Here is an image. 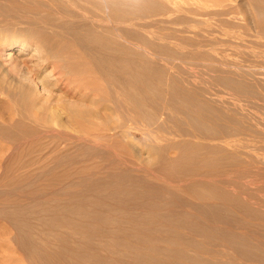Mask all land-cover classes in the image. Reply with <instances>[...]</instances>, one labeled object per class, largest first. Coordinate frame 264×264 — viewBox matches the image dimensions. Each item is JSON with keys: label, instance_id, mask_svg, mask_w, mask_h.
Returning a JSON list of instances; mask_svg holds the SVG:
<instances>
[{"label": "rangeland", "instance_id": "1", "mask_svg": "<svg viewBox=\"0 0 264 264\" xmlns=\"http://www.w3.org/2000/svg\"><path fill=\"white\" fill-rule=\"evenodd\" d=\"M5 1V12L0 8V131L11 126V114L27 109L10 102L13 95L20 101L30 93L22 81L33 84L34 78L29 86L37 94L30 96L39 102L57 95V78L48 75L53 65L43 70L45 58L34 56L37 49L56 48L55 42L92 44L89 56L101 58L102 68L115 67L114 79L127 77L134 111L129 138L122 133L124 143L121 129L114 131L119 135L105 164L91 160L100 150L92 145L64 149L77 162L69 158L64 167L53 166L68 167V178L49 182L50 192L70 193V206L60 208L61 214L55 201L46 205L43 198L26 199L24 208V197L14 208L2 207L5 217L19 222L9 224L0 216V264H61L57 260L69 255L70 240L57 234L58 227L68 224L65 211L80 199L69 217L83 216L91 230L107 231L118 264H264V0H199L192 9L180 4L185 8L180 11L167 0H11L26 8L20 13L18 3ZM48 1L47 7L41 5ZM32 5L40 8L34 9L37 14L46 13L42 24L48 28L32 21L37 16ZM18 40L30 48L6 59L4 45ZM44 82L49 83L42 87ZM100 239L88 238L89 246Z\"/></svg>", "mask_w": 264, "mask_h": 264}, {"label": "bare ground", "instance_id": "2", "mask_svg": "<svg viewBox=\"0 0 264 264\" xmlns=\"http://www.w3.org/2000/svg\"><path fill=\"white\" fill-rule=\"evenodd\" d=\"M8 1H11V0H7V2ZM167 1L172 6V8H174L176 11H180V10L185 9L180 4L185 3L187 5L186 6L187 9H192V7H193L192 4L195 3L196 1H199V0H167ZM1 2L5 3L6 1L0 0V3ZM8 3H7V5H9ZM10 3H13L16 5L18 2L14 3L11 1ZM13 4H11L10 6L13 7L14 6ZM37 4H38V2H37ZM49 4L50 3L48 1V2H46V4H45V2H43L41 5H44V7L45 6L47 7ZM0 5H1L0 8H2V10L1 9L0 10L2 12L6 9L7 5L2 4V3ZM17 5H18L17 6L18 8L17 7L16 8L18 9V12L19 13L22 12V11H19V10H21L22 7L20 6V8H19V3ZM80 5H81V3H80ZM3 6H5L4 7L5 9L3 8ZM41 7L44 8L43 6H41ZM48 8L50 9V7H48ZM82 8H84V7L82 6ZM17 9H16V11H17ZM22 9L24 10L26 8L24 7ZM30 9H32V11H33L34 9L37 10L40 8H38V6L35 8H34V6L33 7L30 6ZM51 9H52V7H51ZM35 10H34V13L36 15L37 12ZM42 10H46V9H42ZM43 12H41V14ZM49 12H51V10H49ZM54 12L57 13L56 11H54ZM38 14H37V16H39V17L36 16V18L34 17V19H33V15H32V18H30L28 20L33 19L32 21L36 22L38 25H41L40 28L41 27L42 28L47 27L46 24H42L43 22H45L46 16L41 15L40 11L38 12ZM50 14H52V13H49V15ZM22 16H24V15H22ZM52 27H53V25H52ZM52 34H55V33H52ZM82 35H83V33H82ZM66 36H68V35H66ZM42 37H43V35H42ZM39 38H41V37H39ZM48 38L50 40H52L50 38V36H48ZM37 40H38V38H37ZM42 42L45 43V41H42ZM37 44H39V43H37ZM46 44H47V42H46ZM62 44L60 42L59 43L55 42L56 48H54V49L50 48L51 50L48 52H47V49H45L46 51H44V52H46V53L42 52V50H40L41 48L39 50L37 49L34 51V56H41V57H44L46 60V64H44L45 66L43 67V70H46L47 66L53 65L52 69L48 72V75H49V77L55 75L57 78V81L55 80L56 84L58 85V87L56 89V91L58 93L55 92L57 95L53 96L51 94L50 95L48 94L45 96V101H40V102L37 99L39 97H35V98L31 97L30 96L31 91L33 93V87H31V86H33V84L35 83L34 78H33V79H31L33 84H31V83L28 84L27 81L26 82L22 81V83H21V86H23V90L25 89L26 91L28 90L30 92V93H28V92L23 93L26 96L27 95L30 96L29 101L27 99L28 96L26 97L24 95L26 97L25 98L22 95V97L20 98L21 100H24L23 102H25V103L30 102L29 103L30 105L28 104L29 105L28 107L25 106L27 104H24L23 102H21V100L19 101L18 97H14L15 95H13L12 100L10 99V102L12 101L11 104H15L16 106L18 105V107L22 106V108L25 107V108H27V109H24L25 112L26 113L29 112V113L28 114H25V112L21 113V112H23L22 110L18 111L17 109H15L18 111V114L20 115V117H18L19 115L16 113L11 114V117H10V120L12 121V123H10L11 126L9 127V125H7L8 127L5 126L6 129H4L3 131H0V139L2 140L1 142H3V144H4V145L0 146V197H1L0 198L1 199L0 200V216H1V214H2V216H4V214L2 213L3 212L2 211L3 206L4 207L6 206L5 208H7V205H9V206H12L14 208L17 205H19V204H17V202H18V199L21 200V197H24L25 201H26V199L30 200L31 203H32V201H35L36 198H37V200L43 198L45 200L44 202L46 205H47V203L49 205V203L51 201H55L54 204L56 205V209L58 208L57 209L58 211L60 210V208L64 209L65 204L70 206V204H68L69 203L68 199L70 197V193H67V192H50L51 185L49 184L50 180L53 178H57L58 176H63V175H65L68 178V176H69V175H67L68 171L66 169L68 167L63 168L61 170L54 169V167H53L54 165H56V166L63 165V167H64L66 159L69 160L70 155H65L63 153L64 149L66 150V148H68L70 146L71 147H73V146L78 147L79 146V148H80V147H82L81 145H83V144H86L87 146L92 145V147L94 146L95 149L97 148L100 150L99 151L95 150V149H94L95 151L91 150V152H95V153H96V151H98V152L94 156L92 155L93 156V157L91 156L92 158L90 156L89 157L91 158L92 161L93 160L98 161V159L103 160L107 157L108 158L111 157L110 155L112 154L111 153L112 151L109 153V150H110V148H111V150H113L112 147H115V144H116L115 138H116V136L119 135V134L116 135L117 133H115L114 131H116V130L119 131L121 129L122 132L120 133V135L123 133L126 138H129L128 136L130 135V131H129L128 125L131 124V121L133 119L132 118L133 114L131 111V110H133V107H132V109H130V103H131V106L134 103L130 102L131 100H129L130 98L128 97V96H130V94L128 95L127 86H126V84H128V83H125V81H124L127 77L122 76L123 79L125 78L124 80H122L124 83L120 82L121 79H118L119 81L114 79V78H116V77H114L115 72H116L115 67L112 68L113 66L108 63L109 61H107V63L110 65L111 68L108 65H107L108 68H104V67L102 68V66L100 65L101 62H99L101 58L99 60H98V58H97V60H94L93 57H95V56H92L93 52H91L90 56H89V52L94 48V46L92 44H90V45H92L93 47L90 45H84V44H81V45L77 44L79 47H76L77 45L75 42L74 43L72 42V44H69V45H62ZM49 45H51V44H49ZM45 46H47V45H45ZM73 46H75L76 49H74ZM28 48H30V45L28 44V42L26 43V41L18 40V41H14V43H9V44L4 45V48H3L4 50L2 51L1 54L6 56L5 57L6 59L12 58L13 53H15L17 51L22 53L23 51L27 50ZM96 50H97V48H96ZM92 51H95V48ZM87 52H88V54H87ZM109 57L111 58L113 56L109 55L108 58ZM116 62H117V60H116ZM22 63H24V62H22ZM1 65H0V67H1ZM124 70H126V69H124ZM34 73H36L39 76L41 75V73H39V70H37V72L35 71ZM42 77H43V75H42ZM42 77L40 79H42L41 81L43 82V79L45 80V75H44V78H42ZM119 77H121V76H119ZM0 78H2V77H0ZM52 81H54V80H52ZM52 81L51 82L49 81V82L52 83ZM2 82L0 80V84H3ZM37 82H39L38 79H37ZM45 82L42 83V85L45 84ZM49 82H47L46 84L48 85ZM30 84H31V86H29ZM49 85H51V84H49ZM3 86L4 85H2V87ZM42 87H45V86L43 85ZM142 88H143V86H142ZM4 89H6V87ZM8 90H10V87L8 88ZM8 90H7V92H8ZM44 90H45V88H44ZM50 90H51V88H50ZM143 92H145V91H143ZM11 93L9 92V94H11ZM33 94H35V93H33ZM36 94H35V96H36ZM20 96H21V94H20ZM22 98H24V99H22ZM42 98L44 99V97H42ZM142 98H143V96H142ZM25 99H27V101H25ZM35 99H36V101H35ZM16 106H15V108H16ZM12 107H14V106L12 105ZM26 110H29V111H26ZM133 113H136V110ZM16 115H18L17 118H16ZM137 115H138V113H137ZM4 118L6 119V117H4ZM119 120L121 121V123L118 122ZM9 122L10 121L8 120V123ZM0 129H2V128H0ZM124 136L121 135V137H123L122 138L123 142H124ZM121 137L119 136L118 137L119 139L117 138V140L119 141L121 139ZM126 143H127V140H126ZM119 144H121V143H119ZM118 145L116 146V148L119 147ZM125 145H123V146L125 147ZM89 146H88V148H89ZM92 147H90V148L93 149ZM120 149H122L121 146H120ZM132 149L133 150L136 149V146ZM74 150H76V149H74ZM85 150H86V147H85ZM122 150L124 152V149H122ZM73 152H71V153H73ZM88 152H90V150ZM88 152H86V153H88ZM127 152H125V153H127ZM137 152H138V148H137ZM68 153H69V151H68ZM121 154L122 153H120V155ZM87 155H89V153ZM115 155H117V153H115ZM121 156H120V158H121ZM113 157L114 156L112 155V160L114 159ZM127 157H128V154H127ZM86 158H87V156H86ZM70 159H73V158H70ZM74 159L77 162V158H74ZM115 159L118 160L119 158L118 159L115 158ZM126 159H128V158H126ZM126 159H124V160H126ZM107 160H109V159H107ZM69 161L71 162V160H69ZM101 161L99 160L98 162L100 163ZM78 162H79V160H78ZM104 162L106 163L107 161L103 160L102 163H104ZM118 162H120V161H118ZM125 162H127V161H125ZM108 163L111 164L110 161ZM79 164H81V162ZM95 168H98V166L97 167L95 166ZM99 168H100V166H99ZM70 169H68V170L70 171ZM72 170H73V168H72ZM86 170H88V169H86ZM92 170L93 169H91V172L94 171V170L93 171ZM100 170H101V168H100ZM70 172L72 173V171H70ZM73 172L75 173V171H73ZM74 173H72V174L75 175ZM94 173H95V175L97 174V172H94ZM77 174L78 173L76 172V175ZM91 174H93V173H91ZM73 175H72V177H73ZM78 175H81V173ZM78 175H77V177H78ZM224 175H226V174H224ZM83 176L84 175L82 173V177ZM89 176H90V174H89ZM82 177H79V178H82ZM221 177H223V176H221ZM224 177H226V176H224ZM85 178H88V177H86V175H85ZM37 181H43L44 183L41 182L42 185L38 183L41 186L37 187L38 186L37 185L34 188L25 186V184H27V183H32V182H37ZM11 195H12V197H9ZM81 197H83V196H81ZM67 201H68V203H67ZM80 201H81V199L79 201H77V203L79 204ZM88 201H89V199H88ZM18 203H20V201ZM25 203L28 204L29 202L26 201L23 203V200H22V204L20 203V205L22 206ZM111 203H112V201H111ZM78 204H77V206L73 205V208L71 207L72 209L70 208V211H69V207H68L66 210H68L69 212L64 210L66 212L65 214L68 215V218L73 221V222H71L72 227H69L70 229H68V226H70L71 223H69V221L66 222L68 220V218H67V216H65L63 218H67V220L64 221V223H68L69 225L65 224L64 226L61 227V225H62L61 224L60 227H58L59 232L56 231L57 234L58 233H60V234L64 233L65 235L64 236L62 235V236L67 237V239L70 240V241H67V243H66L67 246L70 248L69 252H67V254H69V255H66L63 253V255L61 254V256H59V260H57V261H59L61 264H87L90 261H92L94 264H116L118 259L116 260L117 256H116L115 251L113 249L115 247L111 246V244L113 242H111V240H109L110 234H108L107 231L106 232L105 231L97 232L96 230L99 231V229H97L96 227H95L96 230H94V229L91 230V228L94 226L93 225L91 227L87 226L86 222L84 223L85 219L83 218V216L78 217L77 220L74 217H71V218L69 217V216H71L70 212L72 213L73 210L77 209V207L79 206ZM48 208H50V207H48ZM52 209H54V208H52ZM63 209H61V210H63ZM57 210H55L56 213H57ZM52 211H54V210H52ZM61 212L64 213L63 211H61ZM53 213L55 214V212H53ZM59 213H60V211H59ZM59 213H57L56 215H58ZM62 215H64V214H62ZM5 216H4V220L7 221L8 223L9 222H11V223L19 222V220H17L16 217H11V215H8L7 217H5ZM54 217H51V218H54ZM61 217L62 216H60V218ZM56 218L57 217H55V219ZM63 218H62V221L64 220ZM56 221L58 222L59 220H56ZM60 222H61V220H60ZM55 225L56 224L54 223V226ZM95 235L101 237L102 240L100 239L101 241H99V244H92L89 246L88 243H90V241L88 240V238L93 237ZM49 237H51V236H49ZM58 238H60V237H58ZM86 241H89V242H86ZM83 242H85V244L87 243L86 246L83 244ZM92 242L94 243V241H92ZM79 243L83 244V246H81L82 248L78 247ZM100 248L103 251L104 250L105 251L104 252L100 251L96 254L94 250L97 251ZM91 249H94L93 250L94 252ZM91 253L94 255H92ZM128 262H130V261H127V263ZM122 263L124 264L125 260H123ZM139 264H141V263H139Z\"/></svg>", "mask_w": 264, "mask_h": 264}]
</instances>
